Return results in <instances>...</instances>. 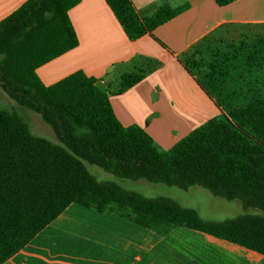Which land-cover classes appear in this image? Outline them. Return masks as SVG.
<instances>
[{"label":"trees","instance_id":"trees-1","mask_svg":"<svg viewBox=\"0 0 264 264\" xmlns=\"http://www.w3.org/2000/svg\"><path fill=\"white\" fill-rule=\"evenodd\" d=\"M78 1L26 0L0 20V88L16 104L38 114L58 141L31 134L21 117L0 108V151L4 143L7 148L0 156V264L71 203L126 216L160 234L185 226L264 255V96L209 118L169 149L159 150L140 126L119 122L109 102L112 92L100 88L95 77L76 70L44 85L36 75L38 66L78 44L68 16ZM233 1L214 0L218 6ZM105 2L129 40L189 7L163 2L152 15L139 16L130 0ZM183 57L177 61L188 70L187 61H198ZM147 61L151 65L146 69L139 63L122 73L114 93L139 82L157 64ZM226 61L210 62L208 76L216 80L238 63L234 58L232 64ZM85 163L119 179L180 189L199 186L261 213L204 221L165 198L144 197L99 181Z\"/></svg>","mask_w":264,"mask_h":264},{"label":"crops","instance_id":"crops-1","mask_svg":"<svg viewBox=\"0 0 264 264\" xmlns=\"http://www.w3.org/2000/svg\"><path fill=\"white\" fill-rule=\"evenodd\" d=\"M25 1L0 0V20ZM130 2L139 16L152 15L163 2L171 7L188 3L189 7L148 34L129 40L105 0H79L68 10L78 44L38 66L35 73L44 85H50L81 70L87 76L95 77L99 86H106L112 78L138 66V61H155L157 64L150 72L123 92L115 94L117 88L112 90L109 86L108 90L112 92L109 102L122 125L140 126L159 150H166L218 111L216 106L205 109L202 89L199 90L192 77L180 69L177 57L192 51L209 59L208 64L224 59L227 60L225 63L232 64L229 53L221 54L222 59H218L219 55L214 56L218 51L217 34L224 36L231 31L229 25L244 23L242 14L235 8L256 0H236L225 6H218L214 0ZM219 7L226 9L220 12ZM263 9L261 6V10L248 13L260 16ZM260 56L261 52L254 57L259 59ZM254 57L245 56V62L249 63L245 66L259 72L260 62L253 60ZM240 64L238 62L236 67ZM172 71L182 75L183 85L179 88L171 79ZM253 72L247 75L261 83ZM225 78L224 73L216 80L227 83L229 80ZM255 96L258 95L252 97ZM206 105L211 107L209 102ZM199 188H177L161 198L178 208L193 210L204 221L227 220L220 216L225 204L213 206L205 194L215 199L219 197ZM2 264H264V255L185 226H174L160 234L126 216L100 213L71 203Z\"/></svg>","mask_w":264,"mask_h":264},{"label":"rangeland","instance_id":"rangeland-1","mask_svg":"<svg viewBox=\"0 0 264 264\" xmlns=\"http://www.w3.org/2000/svg\"><path fill=\"white\" fill-rule=\"evenodd\" d=\"M241 6L242 3L239 5V7H236L235 10L242 14L241 20L244 21V23L242 22L240 24L229 25L228 27L231 28V31L224 36L217 34L219 35V38L216 41L218 45V51H215L214 56L219 55L218 59H222L221 54L227 55L229 53L230 59L234 58L237 62L241 63L238 67L235 66L236 68H229L225 71V79L227 81L229 80L227 83H221L220 80H214L211 78V76H207V73L209 72L207 66L209 59L207 60L201 56H198L192 51L183 57L184 59L193 58L198 60L196 63H194V61H187L189 70L185 69L183 65L180 64V62L178 63L180 69L182 71L184 69L190 75V77H192L191 79L194 84L199 85L198 89H202L201 91L205 102V109H213L215 106L217 107L218 111L214 115H219L220 113H224V111L227 113L229 110L233 109L234 106L243 104L244 101L250 99L253 95L264 96V13L260 16H258V13H248L253 12L254 10H261V6L264 8V0H256L254 3H247L246 5L242 7ZM219 9L220 12H223V9L226 8L219 7ZM220 29L222 30L223 28ZM259 52H261V56L259 59H257L254 56H258ZM247 55H251L254 57L253 60L260 62L258 65L259 72L254 71V67L245 66L246 62L244 57ZM139 63L142 64L143 69H146L149 65H151L146 62L142 63V61H138V64ZM132 69L133 68L129 70ZM250 72H253L255 77L259 76L258 79L261 81V83H257L256 79L247 75ZM119 76L120 75H117L116 77L112 78L110 80V85H100L101 88L104 90H108L109 86H111L112 90L118 88ZM171 79L178 88L183 85L182 75L179 72L172 71ZM184 87H187V85L184 84ZM206 102H209L211 107H208ZM0 108L21 117L27 124L28 130L31 134L46 138L49 141L58 144L51 127L44 123L38 114L16 104L4 91H2L1 88ZM200 124L196 127L200 126ZM178 140H180V138ZM6 153L7 148L6 143H4V146L0 151V156L3 157L6 155ZM85 165L88 172L97 178V180L114 182L125 191H135L144 197H163L168 191L177 189L174 186H167L162 183H151L142 179H119L96 165L88 163H85ZM195 187L196 189H200L198 186ZM205 196L208 198L209 203L213 206L225 204V209L223 212H220V216L227 220L241 214L261 213V211L257 208H248L246 210L243 209L239 200L228 201L222 198L215 199L210 194H205Z\"/></svg>","mask_w":264,"mask_h":264}]
</instances>
